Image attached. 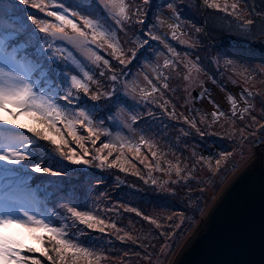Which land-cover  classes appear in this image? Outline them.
I'll return each instance as SVG.
<instances>
[{"label":"rangeland","instance_id":"obj_1","mask_svg":"<svg viewBox=\"0 0 264 264\" xmlns=\"http://www.w3.org/2000/svg\"><path fill=\"white\" fill-rule=\"evenodd\" d=\"M46 2L63 3L69 8L70 19L73 10L81 11L100 24L98 32H114L123 53L120 58L127 62L120 64L109 54L112 49L106 44L97 48L89 42L87 48L77 49L67 41L53 42L49 37L50 50L44 39L39 41L45 53L54 52L56 56L53 60L49 54L45 61L46 70H54L49 74L51 83L43 89L48 95L58 91L63 96L68 85L63 83L61 72L70 83V77L79 71L74 70L71 61L64 59L69 52L84 71L100 81L103 86L100 92L113 93L94 101L91 95L97 92V87L90 84L89 94L74 90L70 103L63 99L58 101L69 118L83 110L92 118L93 125L108 135H101L95 145L90 139L85 140L88 153L83 159L90 160L91 164L77 165L54 151L56 145L36 137L27 128L0 121L3 136L0 152H11L16 147L15 141H19V150L26 156L18 165L0 161V210L12 204L19 208L21 215L27 210L38 218L51 219L53 226L65 228L73 242L94 253V264H174L227 187L255 160L259 146L264 144V0H227L229 5L238 3L235 14L231 8L222 11L209 7L212 0L208 3L205 0H148L147 4L144 0H131V19L122 24H117L98 3L91 9L79 6L90 0ZM217 2L224 4V0ZM169 4L172 9L168 8ZM17 7L25 17L35 14L40 19L58 23L54 17L37 9L19 3ZM47 10L59 9L49 7ZM74 22L82 25L81 20ZM84 30L89 33L90 41L92 30ZM173 30L176 39H173ZM152 35L161 36L177 55L173 56L160 40H152ZM18 43L29 44V52L36 51L31 46L35 40H30L27 33ZM88 49L107 59L109 67L102 61L94 64L89 59ZM165 59L174 62L171 67L164 66ZM193 64L199 71L192 69ZM113 71L118 76L116 82L110 80ZM102 72L105 75L101 76ZM157 73L165 79L157 80ZM145 77L160 88L150 99H144L140 91H151ZM165 80L170 85L168 89L162 87ZM134 85L136 90H133ZM116 95L124 97L127 103L113 105ZM164 101L168 104L161 107ZM4 114L7 117V113ZM17 119L29 123L23 116ZM58 127L65 129L64 124ZM77 130L82 136L88 135L79 126ZM9 137L15 141L12 143ZM142 137L153 147L141 144ZM65 138L69 140V147L80 155L83 150L72 142L66 130ZM109 142L116 143L117 151L108 157L107 163L120 154L123 144L124 157L136 167L132 168L130 163L123 165L127 171H121L119 166L109 168L107 163L100 167V160L92 159L95 149ZM136 145L141 149L139 157L128 150L129 146ZM153 151L157 152L155 158ZM107 154L106 149L100 155ZM145 157V163L141 164L140 160ZM28 158L33 164L27 166ZM37 162L42 167H51L52 173L59 175L33 172ZM169 162L182 169L180 176L176 175L174 167L170 169ZM157 163L160 170L155 168ZM145 165L151 166V177L150 168ZM137 170L140 175L135 174ZM33 174L42 178L45 188L52 187L59 217L51 215L54 210L45 202L40 203L33 186ZM152 178L157 184L151 182ZM65 206L91 211L107 224L115 223L120 231L106 227L101 232L79 221L73 223ZM126 208H135L141 215ZM144 216L156 219L160 227L146 221ZM32 255L43 264H50L39 253ZM79 264H87V261L81 260Z\"/></svg>","mask_w":264,"mask_h":264},{"label":"snow or ice","instance_id":"obj_2","mask_svg":"<svg viewBox=\"0 0 264 264\" xmlns=\"http://www.w3.org/2000/svg\"><path fill=\"white\" fill-rule=\"evenodd\" d=\"M145 4L148 0H144ZM17 3L29 6L33 9H37L41 13H46L48 17H54L58 23H52L47 19H40L35 14L24 16L20 8L17 7ZM98 3L105 10L109 12V15L116 20L117 24H122L131 19L130 16V4L125 3V0H90L79 5L83 9H91L93 4ZM208 3V0H205ZM49 7H55L59 9L57 11L47 10ZM209 7L227 11L229 8L233 10L232 14H235V10L238 8V3L233 2L230 5L227 0H224L223 6L212 0ZM169 9H172V4L168 5ZM138 11V10H137ZM69 8L63 3H49L46 0H0V121L7 120L9 124H18L20 128H27V130L33 133L36 137L42 140L49 141L52 145H56L57 148L54 151H58L59 154L66 160L71 161L73 164H91L88 159H83V156L87 155L88 148L85 146V140H91L93 145L100 140L101 135L107 136V132L101 133L96 126L93 125V120L89 114L85 111H80L69 118L65 108H62L58 103L60 99L71 102V97L76 93L83 92L89 94L91 91L90 84L96 85L97 92L91 95L92 100H99L101 96H112V92H100L99 89L103 87L99 80L95 79L89 72L84 71L80 62L72 55L71 52L64 57L65 60L71 61L74 65V70L78 69L76 75L70 77V83L64 72L60 75L63 77V83L67 84L63 96L59 92H53L52 95H48L43 91L46 84H50L49 74L54 71L47 69L45 61L49 54L53 56V60L56 59L55 53H45L43 47L40 46L39 41L45 40L47 47L51 50L52 43L48 38L51 37L52 41L61 40L67 41L77 49L87 48V44L90 42L95 44L97 48H103L106 44L112 51L109 53L120 64H124L127 61L121 59L122 49L120 48V42L116 40V34L114 32L97 31L100 28V24L93 19H89L87 15H84L81 11L73 10L71 12L72 19L69 18ZM81 20L82 25L74 22L75 20ZM25 21H30L31 24H27ZM34 26V28L32 27ZM91 29V40L89 41V33L84 29ZM70 30V31H69ZM27 33L29 39L35 40V43L31 45L36 49L35 52H29V44H19L18 40L21 36ZM37 33H43L41 37ZM173 39H176L175 30H173ZM152 40H160L164 44V47L172 53L173 56L177 55L174 48L161 39L159 35H152ZM102 41V43H98ZM112 41H115L113 43ZM181 43H187V41L181 40ZM147 43V40L143 41ZM59 51V50H58ZM90 53L89 59L94 64H98L102 61L105 67H109V61L103 59L96 52L88 49ZM134 54V53H133ZM174 62L165 59L164 66L166 68L171 67ZM187 67V65L185 66ZM192 69H196V65H192ZM199 71V69H196ZM82 73V76L80 75ZM101 76L105 73H100ZM186 80L189 77H184ZM145 79L151 86V91L147 89H141L144 99H150L153 93L160 91L158 85L154 84L147 77ZM165 78L157 73V80H164ZM110 80L116 82L118 80L117 74L113 71ZM39 86V87H38ZM124 87H127L125 85ZM137 86H133V90H136ZM163 89H168L170 85L166 82L163 83ZM50 90V89H49ZM162 99V95L160 97ZM231 99V97H229ZM113 105L126 104L127 101L124 97L116 95L112 101ZM168 101H164L161 107H165ZM233 115H235V101H232ZM245 112L248 111L246 108ZM7 113V117L3 115ZM175 118V113L171 114ZM215 116L216 114L213 113ZM223 115V112L220 113ZM25 117L29 123L21 122L17 117ZM10 117V119H9ZM243 119V115L240 117ZM133 120L135 117L132 118ZM58 124H64L65 129L58 127ZM77 126L83 128L87 132V136H82L78 133ZM195 127V122H193ZM65 130L68 137H71L72 142L82 149V153L78 155L75 148L69 147V140L65 138ZM140 143L148 148H152L153 145L150 141L145 140L143 137ZM124 145L120 146V154L115 157L111 163L108 162V157L113 155L114 151H117V145L115 142L103 143L102 147L96 148V155L93 156V160H100V167H104L107 163V167H120L121 171H127L123 166L124 163H130L132 168L136 165L132 164L130 160L124 157L122 151ZM67 148V151L63 149ZM108 150L107 156L100 155L104 150ZM129 151H134L137 156L140 155V147L129 146ZM152 156L157 157V152L153 151ZM123 158V160H122ZM26 156L19 148H14L11 152H3L0 154V161H8L11 164L18 165L21 161L25 160ZM144 159L140 160L141 164L145 163ZM118 162H120L118 164ZM219 163V161H217ZM174 167L177 176H180L182 169ZM150 168L148 173L151 177V166L145 165ZM156 170H160V164L155 165ZM35 173L53 174L59 175V173H52L51 167H42L40 163H36L32 169ZM136 175H140L139 170L136 171ZM143 179V176H141ZM153 184H157L155 178L151 179ZM66 212L70 214L73 223L79 221L80 224L86 225L89 229H98L101 232L105 231L106 227H111L116 231L115 223L107 224L104 219H101L98 215L93 214L91 211H78L76 207L65 206ZM126 211L135 212L137 215H141V212L135 208H126ZM52 216L59 217V213H52ZM146 221L155 224L158 228L160 224L156 219L149 216L143 217ZM169 219H171L169 217ZM69 234L64 227H55L52 225L51 219L38 218L36 214H30L25 210L22 215L19 208L16 205H8L4 210H0V264H43L42 260L34 255H27L33 253H39L40 257L46 259L50 264H79V261L85 260L87 264H94V253L88 248L81 247L78 243L73 242L68 238ZM124 239V237H119ZM128 239H132L128 236ZM99 260V257H96Z\"/></svg>","mask_w":264,"mask_h":264},{"label":"water","instance_id":"obj_3","mask_svg":"<svg viewBox=\"0 0 264 264\" xmlns=\"http://www.w3.org/2000/svg\"><path fill=\"white\" fill-rule=\"evenodd\" d=\"M174 264H264V144Z\"/></svg>","mask_w":264,"mask_h":264},{"label":"trees","instance_id":"obj_4","mask_svg":"<svg viewBox=\"0 0 264 264\" xmlns=\"http://www.w3.org/2000/svg\"><path fill=\"white\" fill-rule=\"evenodd\" d=\"M25 162L27 163V166L33 164L32 163L33 161H31L29 158ZM32 177H33V186H35V192H37L40 203L45 202V204L48 207L54 210V213H58V210L55 209V207L57 206V197L52 187L45 188L42 182V178H40L39 176L36 177V175L34 174ZM26 254L32 255L28 253Z\"/></svg>","mask_w":264,"mask_h":264},{"label":"bare ground","instance_id":"obj_5","mask_svg":"<svg viewBox=\"0 0 264 264\" xmlns=\"http://www.w3.org/2000/svg\"><path fill=\"white\" fill-rule=\"evenodd\" d=\"M3 115L6 116V114H4V113H3ZM6 134H7V133H6ZM7 135H8V134H7ZM4 136H6V135L4 134ZM6 137L8 138V136H6ZM2 138H3V136H2V133L0 132V141L2 140ZM9 139H10V141H11L12 143L15 141V138H13V137H9ZM15 142H16L15 146H16L17 148H20V146H21L20 142H19V141H15ZM16 147H15V148H16ZM22 147L25 148L26 146L23 145ZM3 152H5V151H1L0 154H3Z\"/></svg>","mask_w":264,"mask_h":264}]
</instances>
